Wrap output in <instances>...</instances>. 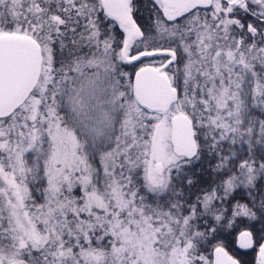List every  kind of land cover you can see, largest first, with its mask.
<instances>
[{"label": "snow or ice", "instance_id": "obj_1", "mask_svg": "<svg viewBox=\"0 0 264 264\" xmlns=\"http://www.w3.org/2000/svg\"><path fill=\"white\" fill-rule=\"evenodd\" d=\"M0 264H264V0H0Z\"/></svg>", "mask_w": 264, "mask_h": 264}, {"label": "flooded vegetation", "instance_id": "obj_2", "mask_svg": "<svg viewBox=\"0 0 264 264\" xmlns=\"http://www.w3.org/2000/svg\"><path fill=\"white\" fill-rule=\"evenodd\" d=\"M245 251H247V255H244L243 258L245 260H251L252 256L254 255L251 250H238L237 254H243Z\"/></svg>", "mask_w": 264, "mask_h": 264}, {"label": "trees", "instance_id": "obj_3", "mask_svg": "<svg viewBox=\"0 0 264 264\" xmlns=\"http://www.w3.org/2000/svg\"><path fill=\"white\" fill-rule=\"evenodd\" d=\"M232 247L235 248V245H233Z\"/></svg>", "mask_w": 264, "mask_h": 264}]
</instances>
